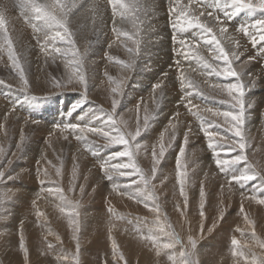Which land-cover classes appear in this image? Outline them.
Here are the masks:
<instances>
[{
  "label": "rangeland",
  "instance_id": "obj_1",
  "mask_svg": "<svg viewBox=\"0 0 264 264\" xmlns=\"http://www.w3.org/2000/svg\"><path fill=\"white\" fill-rule=\"evenodd\" d=\"M39 1L40 3H44V1L46 2L47 0H39ZM191 1L195 2L194 0ZM71 2H74L76 4V7L73 9L74 12L72 13L71 17L72 18L75 17V19L81 18L83 15L82 0H72ZM143 2L146 3V1L144 0H139V5L141 8L144 7L145 5ZM254 2H258V0H254ZM14 4H15V0H0V11H2L8 23L7 25L9 26V22H8L9 15L17 17V19L21 23V27L24 30L28 31L32 36L33 29L30 26V23H28L27 20H25V18L23 17L25 27L23 26L21 22L22 14L20 8L14 9ZM258 13L260 12L258 11ZM136 14H138L139 17L138 16L136 17L135 24L136 25L138 24L137 26L139 31L130 34H135L133 36L134 39L139 42V52L138 54H131L133 61H128L126 58H123L119 51L111 53L108 50V48H103V50L101 49L102 45L107 46V44H110L109 43L111 41L109 38L111 37L110 33L111 32L113 34L116 33L112 30L113 27L115 26L116 29L118 30L120 29L119 31H121L122 30L121 27H124L123 23L127 22L128 19L121 20L119 22L117 18H114L111 15L114 19L109 21L110 28H108L107 27L108 25L104 23L105 20H106L105 22L108 23L107 19L103 20L102 19L103 15L100 16V12H99V15L96 14V16L95 13L91 14L92 16L90 18L91 19L90 23L88 22L89 20L88 19L85 22L87 24L84 25V27L81 20L77 21V26L79 27V29L78 28L75 29L73 27V24L75 22H73L70 17L69 26L72 32L74 33L76 47L79 49L80 53L83 56L82 68L80 69V71L85 76L88 85L86 97L87 98L91 97L93 100H95L94 103L98 106V108H101V112H103L102 110H104L105 112V113L104 112L101 113L99 111L98 113H101V116L96 115L97 117L95 116L94 113L92 114V117L91 114L86 116L87 115L86 113L85 115V108L90 103L89 104L87 103L86 101L87 98L85 99L84 86L78 82L77 78L73 77L72 83H68L69 77L71 76L72 73V68L70 66H67L65 58L54 55L49 50L43 51L40 47V44H38L37 42V35H36L31 43L29 41L28 44L25 43V45H23V47L29 46L30 48L32 46L33 49L32 51H36L35 53L38 55V57L36 56L37 64H32L33 69L30 68L31 64L29 63L30 59L28 57V54L18 49L16 45L17 43L16 36L13 35V33L11 32L12 29L9 28L8 32L11 33L10 38L13 44V51L15 52L18 62L24 71L25 78L28 80V87L25 88L23 86V82L20 80L19 77L18 69H16L12 61L8 59L9 56H8L7 46L5 45L4 48H0V95L1 93H3V95L0 96V104L2 106L6 104L5 107L7 108L6 112L0 111L2 113L0 115V149H3V152H0V171H4L5 177H8L9 175H11L12 177V179L5 178L4 180H0V250L3 251L2 256H4V261H5V262L2 261L0 258V264H28L24 261L23 258L20 257V253L22 256L23 250L20 248L19 245L21 243L20 241L21 227H18L20 225L18 223L24 218V215L22 214V208L24 206L25 194H23V192L26 189H29L31 193L32 191L33 193H36L33 198L34 201L31 202V206H35L37 208V206L40 203H35V201L38 202L39 199V202H41L46 200V197H48L57 200L59 202V209H60L62 204L59 198L55 195H50L49 193L43 190L49 187L54 188L56 186L62 187L64 193L70 199H72L74 203L78 205V207H75L74 209H66L65 212H60L57 215L58 220L56 223L58 222L61 223L60 228H62L61 229L62 232H65L66 230L68 231L64 233L66 234L65 239H63L61 235L59 236L54 235L53 237L54 240H56V243L55 245H50L47 242H44V240L41 239L40 237L34 235L33 239L36 240L35 245L40 246L41 249V252H39L41 256L40 259L42 258V254L44 253L46 254L47 258L45 261L42 260L43 262L39 260V257L34 258L31 264H65L66 262H69V260H71L72 256L77 251L76 248L77 243L75 244L76 239L73 236L75 235L76 237H78L79 240L80 237H82L83 240H86L88 241V243H91V241H94L95 238L97 237L95 236L96 233L90 237L84 238L85 236L83 235L82 230L86 231L87 230L86 227H88L92 231H96L100 228L101 221H103L104 223L105 221H107L108 224H106V226L118 225L117 227L120 230L123 229L121 230L122 232L129 233V236L132 235L130 234V230H131V233H133L135 237L134 238L130 237L124 241V244L128 246L129 251L131 250V248L135 247L138 248L137 254H139L140 251L142 250L140 248V244L147 243L148 244L147 246L149 247L148 249L149 252L147 253L148 260L147 262H145L146 264H171V262L168 261L167 259L169 250L161 249L159 250L158 253L156 245L152 244L150 241L143 239L144 236L148 235V228H146L143 222L147 223L149 225L148 227L152 228L156 234L160 235L159 230L155 224L158 214L150 210V208L152 207L151 201L148 202L149 207H145L143 202H138L136 199L129 198L126 195L125 200L127 201V204L125 205L126 208L123 211L121 212L119 211L118 213H114L113 210L109 211L110 208L112 209L113 202L115 200L117 201L116 197L123 198V195L121 196L120 193V196H118L116 193L117 189H114V187L112 186L113 192L109 191L108 197H105L104 194L107 191L106 188L104 187L105 185H107L108 187V185L111 183L110 181H116V183L120 182L119 185L122 188H124L125 186H128L133 180L139 182V176L120 177L116 173H112L113 180H108L104 171L100 166L102 162L99 164L97 161L98 160L97 158L100 156L102 157V155H104L102 161L108 159L113 153L123 150V146L110 144L107 139H105L103 136L99 134L88 133L87 140L88 143H90V146L85 148V150H82L84 148V144L79 145V142L81 140L76 139V134L73 133L72 130L70 129L65 130L62 127H57V129L53 128L54 127L53 124L57 122L58 119L60 122L61 121L63 122L62 125L68 123H75V124L87 125L89 127H100V124L106 121L107 119L106 116L109 114V112L112 111L113 99H118L120 101L119 105L116 108V116L117 119H122L124 121V124L121 125L122 128H124L126 131H131L134 133L137 126V121L139 120L141 126V136L137 138V141L140 142L142 148L141 151L136 156V160L138 165L144 170V173L149 177H151L152 175L151 169L153 165V158L151 153L153 147H155L158 153L161 137H163V143L165 145V154L163 157H159L160 163L156 166L157 171L155 173V178L151 179V183L149 187L150 189L154 187L156 203L160 205V213H159L160 220L164 223L165 226L169 224L171 225V228L168 230L169 231L174 230L175 234L180 237V239L183 241V245L189 251H192L189 245V237H192L196 240L197 242L196 249L194 251V256L192 258L196 260V257L199 259L200 255H203L205 264H229L230 258H231L230 261H233V259L236 260L235 261L236 263H232V264H246V261L243 257H235L232 255L233 251L240 250L234 248V246L231 244V240L233 238L240 241L239 248H243V249L246 248V250H249L251 252H256L255 256L258 255L260 258L264 257V248L259 246L256 239L255 240L253 239V232L255 233V236L259 238V240L264 239V219L262 220L261 218L259 220L254 215H248L247 216L248 219L246 222L244 217L239 216L241 214L240 212L241 207L240 209L238 208L239 205H243L249 201H252V203H254L255 206L260 205L258 200L264 199V191L262 190V186H264V180L260 179L258 176L254 181L248 182L243 188H241L236 181L231 180L230 176H226L224 173H222L219 170L217 164L215 163V160L217 159L215 152L221 153L220 158H227L226 157L227 148L217 147L214 152L213 149L207 147L208 139L202 130L200 120L198 121V118L192 115L193 111H199L204 117H206L208 121V123H206L204 127H206V125L209 126V124H211L210 130L212 131L215 130L216 132L219 133V135L215 137L217 144L230 145L232 143V134L228 133L227 129L231 127V124L226 122L224 117L213 116L212 113L206 110L209 108L211 109L213 108L212 110L214 112L215 111L222 112L228 110L238 111V107L236 109L232 108V104H234L235 101L228 96L227 92L221 91L220 89H217L215 87V85H217L218 83L221 84L224 82L223 84H227L229 82L230 83L236 82V79L235 78L225 79L223 77H216L215 74H212L210 77L208 75L206 76L205 73L207 72V70L199 66V68H196V73L198 72L197 70H199L196 76L198 78L197 79L198 81L195 82L190 80L194 82L196 86H198V88L195 87V84L193 83L194 88H191L193 91L190 89L191 93L197 98L196 101L197 104H195V102L193 101H191V104H193L194 106L193 105L191 106L190 104H188V102H185L184 104V101H182L183 97L180 98V100L175 103L174 107L177 108V110L181 108L185 113H182L181 111H174L173 112L174 114L170 116V121L167 122L166 124L165 123L166 121L164 122L163 120L168 116L167 112L170 111V107L169 105L168 106L166 105V101L164 102V97H163V95L165 94L163 91L164 85L161 84V88L156 89L154 88L155 84L148 83V79L145 78L147 77L148 74L152 73L153 68L151 69V67H153L152 65H154V63H156L155 60L153 59L154 56L150 57L153 55L152 53L153 50H152V46L150 49L149 42L151 41L150 39L154 38V36L148 38L142 34L147 29V28L145 29V26L143 25V23L146 24L145 17L147 15H144L141 11H139ZM206 14L207 13L205 12V15ZM260 15L264 16V13H260ZM261 16L259 17V19L261 18ZM141 19L142 20L144 19L142 23H140ZM246 20L247 17L241 20L240 23L245 22ZM114 21L116 24H114ZM216 23L218 25L220 24L218 22ZM92 24H94V26ZM230 25L229 26L228 24L226 25L228 31L223 34L224 36L223 35L221 36V34L219 33H217V36L218 39H220L222 42H224L226 39L228 40L225 41L226 44L224 43L223 45L224 47L233 40L232 44L228 45L230 46L231 49L229 51L230 59L233 61L232 67L237 72L239 71L238 73L240 74V80L243 81L245 85V95L243 99L244 101L246 100L244 103L247 102L245 104V120L242 129L246 140V148L244 154L246 155L247 160L241 162L240 165L235 166L233 171L243 172L244 169L247 168L248 165L250 164L255 171L259 172L261 176H264V109H263L264 99L261 98L256 100L257 99L256 98L254 99L255 101L250 100L253 99L250 96L252 95L251 92H255V89L258 85H263L262 77L264 78V57H263L264 49L262 50V47L260 48V50L259 48H256V46L250 42L249 38L246 35L239 33L236 30V28H232ZM236 25L237 24H234V26ZM100 26H102L103 29L105 27V31ZM220 26L222 27L223 25L220 24ZM106 29L108 31H110L109 29H111V32H107ZM81 32L85 34L88 32L86 35H90V33L91 34L93 33L91 39H89V42L87 43V46L77 45V43L80 41ZM38 35L41 36V42H42V34H38ZM0 36H2L1 32H0ZM119 38L123 39L121 41L126 46V47L122 46L124 47V49H128V48L135 49L137 47L136 44H134L131 40L127 39L122 35L121 37L120 36L115 37L116 42L120 41ZM143 39L145 40L146 43H144ZM168 39H171L169 40V44L170 42L173 43L172 36H170ZM162 40H166L165 42L168 43L167 39L162 38L161 41ZM234 40L239 42V44L241 45L240 48L237 49V47L234 44ZM57 46L63 47V45L60 44L59 42ZM233 46L236 49H234ZM199 47H200V43H199ZM117 49L119 50V48ZM28 50L30 51L29 48ZM198 50H201V48L200 49L198 48ZM257 50L261 52H257ZM166 51H168V49ZM174 51L175 50H173V52ZM232 51H237L241 54L239 56V59L233 60L234 57L231 56ZM258 53L261 54L260 58H263V60L259 63V66H257L258 63L257 61L260 58H256L257 56L256 54ZM109 57H112L113 59L110 60ZM249 57H255V59L249 61ZM117 59L132 64V67L128 68L129 80H127L128 78L126 77V80L129 81L128 83L126 82V80L124 83H122L121 77L114 80L112 79L111 81L108 79L109 77H106L107 75L106 73H108V71L106 68L107 66L104 64H109L108 62L110 61L113 62L114 60L117 62ZM173 62L169 61V59H165L163 65L161 64L162 65L161 69L167 70V72H165L167 73V76H164L163 73H161L162 78L168 79L169 78L168 76L173 78L176 77V75L178 74L172 76V72H175V70L177 72H179V70L180 72H183V70L185 69V67H183L184 65L180 66L181 69L176 68L177 64L175 63L176 65H172L171 63ZM241 62H243L242 63L243 67L241 66V64H238ZM245 63L246 65H244ZM180 64H182V61H180ZM219 64L221 67L225 66L223 65V63L222 64L219 63ZM34 65H38V66H34ZM99 65H103V66L101 67ZM253 65H255V67ZM112 67L114 66L111 65V68ZM191 68L192 70L194 69L193 67ZM200 70H202L203 72ZM97 72L100 73L101 75L100 77H102V80H100V82H94L93 90H95V93L91 94L92 91H90V88L92 87V80L95 79V76L94 75L89 76V75ZM103 74L106 75L104 76ZM137 78H140L144 83L141 84L140 86L136 84L137 85L136 86L135 83L138 81ZM130 80L132 82H130ZM55 81H59L62 86L55 87L54 86ZM112 81H115L119 84V92H118L119 94L118 93L114 94L112 92V88L117 86V83H113ZM150 87L152 88V90H149L150 93L147 92V94L145 95L144 93H139V94L132 93L133 91H135L134 88L136 89L145 88L148 90ZM157 90H160L158 92V94L161 93L160 95L157 94L156 92ZM175 90H177V87L175 88ZM181 90L187 91V89L184 87H182ZM197 91H202L204 93V96L198 95ZM151 93L154 95H152ZM6 94H8L7 97ZM75 94H83L81 95V97L83 98L84 104L83 103L80 104L76 101L77 95ZM99 95L102 97V99H100L101 97ZM156 95L158 99H156V101L154 102L155 105L153 107L148 106L146 102L149 103V100L153 101L154 98H156L155 97ZM210 99L212 101L214 99L216 100V101L214 100L215 102L213 101L216 107L215 106L209 107V105L204 103L205 101L208 102ZM135 101L137 103H134ZM55 103L56 106L53 105ZM27 104L30 105L29 109L27 108L28 110L26 109ZM48 104L49 105L51 104L50 106L54 107L55 109L52 114L53 116L49 115L50 119H44L46 118V111H48L46 108V105ZM95 104H90V105H92L93 107ZM101 104L103 105L105 104L104 105L105 107L103 105L101 106ZM77 105L79 106L82 105L79 108V110L76 107ZM205 105H207L209 108L208 107L206 108ZM76 108H77L76 111L73 110ZM190 108L192 111L189 110ZM185 109L188 110L186 111ZM256 110L258 111L259 124L257 123L258 128H256V130L254 128L255 134L251 135L250 132L251 128H248L249 127L248 120L249 121L253 120V117L251 115L254 114V111ZM165 111L166 114H164ZM188 111L190 114L186 113ZM25 112H28L27 116L26 115L23 116ZM177 113L179 114V117L176 115ZM29 114H35V115L31 117ZM145 115H148L149 117L148 127L146 129L143 126L144 125L143 117ZM163 115L165 116L162 119ZM185 115L188 116L186 117ZM190 115L192 116L189 118ZM22 116H23L22 120L24 124H19L22 127L20 129L21 141L19 142L15 130L18 124L15 123L16 121L14 119H17V117L22 118ZM89 116L90 119H88ZM186 118L189 120H193V122H188ZM261 118L262 121L260 120ZM49 120H52L51 124L48 122ZM89 120H91V122ZM87 121H89V123ZM196 121H198L199 123ZM213 121L215 122L214 124L210 123ZM174 123L175 124L179 123L180 125L184 123L181 125L182 128H184L185 130L183 131L182 135H184V137L185 135H187L188 137L187 144L184 145L183 136L181 138L180 136L177 138L176 135L175 138H173V133L170 129L172 125H174ZM186 123L188 126L186 125ZM58 124L59 122H57L56 126H58ZM164 126L167 127V129L163 130V132L160 133L161 128L163 129ZM214 126L217 129L214 128ZM156 127H160L159 132H156L157 131ZM189 128L191 129L190 131ZM105 130L108 129L105 128ZM153 130H154V135L156 134L157 136L154 139V141L152 140V136H154L152 135ZM113 134L115 135V132H113ZM65 137H67V139H65ZM147 137H149L148 141H147ZM81 143H84V141H81ZM194 145H196V147L198 148L197 152L199 151L200 153L205 154L204 156L206 157V159L207 158L210 159L212 163L211 166L207 165L208 166L207 167L204 164L205 160H203V156L198 155V153L195 151L196 148H194L195 147ZM91 146L92 147L94 146L95 148H92ZM145 146H146V150H145ZM181 148H183L185 153L182 158L178 157V153ZM98 149L99 151H97ZM101 150H105L106 151L105 154H102ZM234 154L235 153H232V155ZM178 159L180 164L183 166L182 168H177ZM111 162L118 163V162H128V161L126 159H123L122 161V158H116ZM87 163H90L89 167L86 166ZM210 167H212V170L210 169ZM38 168L40 169L39 172L37 171ZM74 168H75V179L73 180ZM57 169H60L59 175L57 174ZM45 170L47 171V175H45ZM162 170L168 171L169 174L167 175V177H164ZM98 171H100L101 177ZM180 171L185 172L186 185L184 187H185V193L188 196L189 210H188V206H185L184 196L181 195L180 192V184H179ZM94 172H97L100 178L98 177L95 178L93 176L96 175ZM81 188H83V192H81ZM201 188H203L205 192L204 219H201L199 215ZM241 193L244 194L243 197L241 196ZM44 196H46L45 199L43 198ZM190 200L193 201V204L190 202ZM191 207L193 208L192 213L190 212ZM99 208L103 210L104 214L103 213L100 214L99 218L95 219L93 216L94 215L98 216L97 213L99 212ZM221 209H223L222 218H221ZM33 210L34 209H32V214H31V217H33V219L36 218L35 220H38L40 216L42 217V215L38 216V213H42L41 211L39 210L33 211ZM27 211H30V208H28ZM68 211H74L75 213H78V216L79 213L81 212L82 213L81 215L85 217L84 219V217H82L81 215L79 216L80 218L82 217L81 221L83 223H81L80 221L78 222L77 220L79 227L78 233L73 231V227L74 226L76 227L77 225L71 224L72 225L71 226L69 223L70 218L67 214ZM60 217L62 220L60 219ZM253 218L255 219L253 220ZM88 219H90L89 222ZM238 219H240L239 222H237ZM35 220H33L35 224L40 225ZM65 220L68 222H66ZM249 221L254 223V228H253V223H249ZM87 224L88 226H86ZM14 225L16 226L15 228L17 231H14ZM201 225L203 226V231H201ZM137 229H140V231H137ZM40 230L44 232L42 229ZM40 230L38 231V234ZM39 235L41 237H44V239L48 240V238L45 237L46 235L45 233L42 234L40 232ZM7 237L9 238L8 239L9 242L3 244V241L6 240ZM168 239H169L168 237H164L161 235L160 242L166 243L168 242ZM134 240H136L139 244L138 243L136 244ZM83 242L84 241H82V243ZM108 242H111V239ZM205 242H208L209 245L206 246L207 250L204 249L205 251L203 250L204 252H202L200 248H203L201 245ZM55 247L66 248L68 250L67 251L68 253L65 251H58L57 253L54 252L51 254V252L54 251L53 249H55ZM82 249H83L82 246H80L79 250ZM181 250L183 249L181 248L180 245H177L176 249L172 250L177 253V264H179V261L181 259L178 255L179 251ZM86 252L89 259H91L92 261H98V264H104V263L109 264V261L111 260H113V262L115 261V264H128L129 261V259L125 257L124 251L120 249L121 252L120 256L121 255L123 256V259H120V256L116 255V253L114 254L113 247L110 249V245L107 248L104 247V249L99 246L97 247V249H95V246H93L91 250H88ZM252 258L253 257H250L248 259H252ZM201 262L202 261H199V264H201Z\"/></svg>",
  "mask_w": 264,
  "mask_h": 264
},
{
  "label": "snow or ice",
  "instance_id": "obj_2",
  "mask_svg": "<svg viewBox=\"0 0 264 264\" xmlns=\"http://www.w3.org/2000/svg\"><path fill=\"white\" fill-rule=\"evenodd\" d=\"M112 5L113 17L119 15L123 18H131L133 24L135 25L136 13L141 11L140 5L133 2L131 4L126 3L125 0H110ZM198 5L201 7L198 13L192 11V2L190 0L188 5H181L176 7V5H180V0H175V4H173L170 0L169 3V16L170 23L169 27L173 32L172 40L175 44H178V50L174 51L175 55L183 57L185 61H195L197 65L202 67L203 69L209 70L205 74L211 76L215 74L216 77L227 78H235L236 82L227 83V84H217L215 87L220 89L221 91H226L228 96L235 101L232 104V108L236 109L238 107V111H213L212 109H207L206 111L212 113L213 116H222L225 121L231 124V127L227 129L228 133L232 134V143L230 145H218L215 137L219 135L218 132L210 130L211 124L209 127H204L206 123H208L206 117H204L199 111H193L192 115L196 116L201 123L202 130L205 136L208 139V147L215 149L217 147L227 148L226 157L220 158L221 153L215 152L217 157L215 163L217 164L219 170L224 173L226 176H230L231 180L236 181L241 188H243L248 182L254 181L258 176L260 179L264 180V176H261L259 172L255 171L253 167L249 164L247 168L244 169L243 172L233 171L235 166L241 164V162L246 161L247 157L244 154L246 148V140L243 132V124L245 120V103H244V95H245V85L240 80V74L232 67L233 61L230 59V53L225 49L222 45L221 40L217 38V33L214 32L213 27L209 26V24L201 21L200 17L205 16V12L207 9L211 8L212 11H207V17L214 19V21L225 25L219 28V33L223 35L228 31L226 22H230L240 16L241 13H248L251 15H255L258 11L260 13H264V0H258V2H254V0H197ZM18 6L20 8L21 14L25 15L30 13L31 15H27V22L30 23V26L33 29L35 34H42V42L41 36L37 35V42L40 44L42 50L51 49V53L54 55H59L66 60L67 66L72 68L71 76L69 77L68 83H72V78L75 77L78 79V82L84 86L85 89V99L87 93V81L85 76L80 71L82 68V60L83 56L80 53L79 49L76 47L74 33L70 29V17L73 13V9L76 7L74 2H65V0H51V2L40 3L38 0H18ZM119 9H123L122 11H118ZM146 10V9H145ZM217 13H221L218 15ZM127 14V15H126ZM115 24V21H114ZM0 30H2L3 34L0 36V48H4L7 46L9 59L12 61L14 67L19 71L20 80L23 82V86L25 88L28 87V80L25 78L24 71L20 66L17 56L13 51L12 40L8 35V30L5 26V19L2 11H0ZM236 30L246 35L250 42L253 45L258 43L261 46H264V18L255 19L254 21L241 22L236 25ZM113 31L116 32L117 36H124L127 39L131 40L134 44L137 45L135 49L128 48V52L130 54H138L139 52V42L134 39L133 34H130L127 31L121 32L118 29L113 27ZM179 35V39L177 36ZM203 42L205 47L209 50V52L214 53V61L222 62L225 66H220L219 63L209 62L208 59L205 58L204 55H201L199 52H194V48L198 46L199 42ZM58 42L63 45L57 46ZM234 44L237 48L241 47L238 41L234 40ZM231 56L235 59H239L240 53L237 51H232ZM109 59H113L109 57ZM255 57H249V61L254 60ZM117 63L122 67L131 68L132 64L127 63L125 61L117 60ZM177 65L180 64V61H175ZM164 76H167V73H163ZM111 81L112 78L109 77ZM113 83H117L112 81ZM187 86V88H193L194 85L192 81H185L183 76H181V86ZM55 87H61V83L59 81L54 82ZM198 88V86H195ZM154 88H161L160 83H156ZM112 92H119V84L117 83L116 87L112 88ZM199 95L204 96L202 91L198 92ZM186 95L190 96L191 93L187 92ZM120 101L118 99L112 100V111L107 115L106 121L100 127H89L87 125L68 123L63 125H58L57 127H62L65 130H72L73 133L76 134V139L84 141L88 143L87 134H99L103 136L105 139L109 141L110 144L113 145H121L123 146V150L117 151L113 153L108 159L103 160L101 163V168L104 171L108 180H113L112 173L118 174L120 177H133L139 176V182L133 180L128 186H125L121 191L122 195H127L129 198H134L138 202H143L145 207H149V201L152 202V207L150 210L156 212L157 218L155 224L159 230L160 235L156 234L153 229H148V235L144 236L143 239L150 241L152 244L156 245L158 253L159 250L165 249L169 250V254L167 256L168 261L171 264H177V253L172 251L176 249L177 245H180L183 250L179 251L178 255L181 258L179 264H199L198 260L193 259L194 251L196 249V240L192 237H189V245L192 251H189L184 245L183 241L180 239L178 235L175 234V231H169L171 225H164V223L160 220V205L156 203V197L154 194V187L150 189L151 179L155 178V173L157 171V165L160 163L159 157H163L165 154V145L163 143V137H161V142L159 144V152L157 153L155 147L152 150V158L153 165L151 169V177L147 176L144 173V170L138 165L136 156L141 151V144L137 141V138L141 136V126L139 120L137 121L136 129L133 132L126 131L121 127L124 124L122 119H117L116 116V108L119 105ZM189 104L191 101L189 100ZM187 106V105H186ZM76 107H79L77 105ZM198 107V106H196ZM75 110V109H73ZM191 111V108L189 109ZM178 116V113L176 114ZM148 115L143 117L144 128L148 127ZM214 124L215 122H211ZM107 128L108 130H105ZM172 128L175 129V125H172ZM191 129L189 128V131ZM115 132V135L113 134ZM173 138H175V134L173 133ZM67 139V137H65ZM187 135L184 137V144H187ZM146 150V146H145ZM0 152H3V149H0ZM232 153H235L232 155ZM183 148L180 149L178 153V157L182 158L184 156ZM116 158L126 159L128 162H118L112 163V160ZM10 163V161H9ZM51 163V162H49ZM183 166L180 164L179 159L177 161V168H182ZM39 172L40 169L38 168ZM251 173V174H249ZM57 174H60V169H57ZM45 175H47V171L45 170ZM12 179L11 175L5 177L4 171H0V180L4 179ZM75 179V168L73 169V180ZM43 183V182H42ZM179 184H180V192L181 195L184 196V204L187 206L188 196L185 193V172H179ZM142 185V186H141ZM114 189L120 190L121 186L117 183H113ZM50 195H55L61 201L62 206L60 207L61 212H65L66 209H74L78 207L74 203L72 199H70L65 193L62 187H49L47 189H43ZM262 190H264V186H262ZM81 192H83V188H81ZM243 193L241 196L243 197ZM204 198L205 192L203 188L200 190V212L199 215L201 219L205 218L204 212ZM258 202L260 204H264V199H259ZM109 211H112L110 208ZM241 211H243V207H241ZM69 223L73 225H77L74 227V232H79L77 217L78 213L74 211H68ZM38 215H43V213H38ZM223 215V209H221V218ZM245 219L247 220V216L245 215ZM249 223H253L249 221ZM254 228V223H253ZM140 231V229H137ZM201 231H203V226L201 225ZM161 235L164 237H168V242L161 243ZM253 238L257 240V243L260 247L264 248V241H260L259 238L255 237V233L253 232ZM77 241V253L79 252V239L76 237ZM231 244L234 248L239 249L240 241L233 238L231 240ZM20 248L23 250L25 259L28 256V249L24 242L23 233L21 230V243ZM118 246L116 245L115 240H113V251L114 254L117 250ZM235 257H243L246 261V264H264V257L257 258L255 253L252 254V259H248L244 256L242 250L233 251L232 253ZM120 259H123V256H120ZM76 264H79V258L77 255Z\"/></svg>",
  "mask_w": 264,
  "mask_h": 264
},
{
  "label": "bare ground",
  "instance_id": "obj_3",
  "mask_svg": "<svg viewBox=\"0 0 264 264\" xmlns=\"http://www.w3.org/2000/svg\"><path fill=\"white\" fill-rule=\"evenodd\" d=\"M39 1V0H38ZM66 1H68V2H71L72 0H65V2ZM134 1H136L135 3H137L138 5H139V0H134ZM144 1H146V3H144L143 5H144V7H142L141 8V12L144 14V15H147L146 17H145V22H146V24H144L143 23V25L145 26V29H146V31H144L142 34L144 35V36H146V37H148V38H151L152 36H154V38H155V35H156V38L154 39H150L151 41L149 42L150 43V49H151V46H152V53H153V55L152 56H150V57H153V59L155 60V62L156 63H154V65H152L153 67H151V69H152V73H150V74H148L147 75V77H145L146 79H148V83H154V84H156V83H160V84H163L164 85V88H163V91H164V95H163V97H164V102L166 101V105L168 106L169 105V107H170V111L169 112H167V117L166 118H164V122L167 124V122H169L170 121V116H172V114H174L173 112L174 111H181L182 113H185L181 108L179 109V110H177V108H175L174 106H175V103L177 102V101H179L180 100V98H182L183 97V100L182 101H184V104H185V102H188V104H189V100L190 101H193V102H195V104H197L196 103V101H197V98L191 93V91H190V89L191 88H187V86L185 85L184 86V88H186L187 89V91H185V90H181L182 89V86H181V77L180 76H183V78L185 79V81H188V80H192V81H195V82H197L198 80V78L196 77L197 76V74H198V72H199V70H197L198 72L196 73V68H199V65H197L196 64V62L195 61H185L184 59H183V57H181V56H178V55H175L174 54V52H173V50H178V48H179V46L177 45V44H175L174 42V44L173 43H171L170 42V44H169V40H171V39H168L170 36H172L173 34H171L170 32H171V29H170V27H169V23H170V16H169V4L167 3V1H169V0H144ZM195 2H196V4L198 5V3H197V0H194ZM40 2V1H39ZM46 2H51V0H47ZM45 1H44V3H46ZM189 2H190V0H182V3L180 4V5H176V7H179V6H181V5H188L189 4ZM192 2V1H191ZM194 2H192V4H193ZM85 7H84V6ZM142 5V6H143ZM19 6H18V4L17 3H15L14 4V9H16V8H18ZM82 8H83V15H82V17L81 18H77V19H75V17H71V19H72V21L73 22H75L74 24H73V27L75 28V29H79V27L77 26V21H79V20H81L82 21V24H83V27H84V25H86L87 23H85L88 19V22L90 23V21H91V14H94L95 13V16H96V14L97 15H99V12H100V16L101 15H103L102 16V19L104 20V19H107V21H108V23L107 22H105L104 21V23H106L108 26V28H110L109 27V21H111L112 19H114L112 16H111V13H110V11H109V9H108V7H107V5L106 4H104V3H99V0H82ZM105 8V9H104ZM107 9V12H106V14L104 13L105 12V10ZM146 9V10H145ZM192 11H195V12H199L200 10H202L201 9V7L200 8H198L197 6L196 7H192V9H191ZM122 11V10H121ZM168 11V12H167ZM207 11H212V9L211 8H209V9H207L206 10V13H207ZM73 12H74V10H73ZM166 12L168 13V15L166 16ZM10 13H12V12H10ZM85 13V14H84ZM165 13V14H164ZM163 14H164V17H163ZM218 15H221V17H222V14L221 13H217ZM140 15H142V14H140ZM138 16V14H136V17ZM206 16V17H205ZM205 16H201L200 17V19H201V21L202 22H204V23H207V24H209V26H211V27H213V30H214V32H216V33H219V28L221 27L220 26V24L218 25L217 23H216V21H214V19H212V18H207V14L205 15ZM261 15H260V13H256L255 15H251V14H248V13H241L240 14V16H238L236 19H234V20H232V21H230V22H226V25L228 24V26L230 25L232 28H236V26H234V24H238V23H240V21L241 20H243V19H245L246 17H247V20L245 21V22H252V21H254L255 20V18H257V19H259V17H260ZM139 17V16H138ZM95 18V17H94ZM115 18H117V20H119V22L121 21V20H126V19H128V21L127 22H124L123 24H124V27H121L122 28V30H121V32H124V31H127V32H129V33H134V32H136V31H139V29H138V24L136 25H134L133 24V22H132V20H131V18H121L119 15L117 16V17H115ZM143 18V17H142ZM261 18H264V16H261ZM97 20V19H96ZM142 21H144V19L142 20H140V23H142ZM8 22H9V28L10 29H12V33H13V35L14 36H16V41H17V43H16V45H17V47H18V49L19 50H21V51H24V52H26L27 54H28V57H29V59H30V61H29V63L31 64V66H30V68H32L33 69V65L32 64H37V59H36V56L38 57V55L35 53L36 51H32L33 49H32V46H31V48L28 46V47H23V45H25V43H27L28 44V42L30 41V43H31V40H32V36H31V34L28 32V31H26V30H24L22 27H21V23H20V21L17 19V17H14V16H12V15H9V18H8ZM99 23V22H98ZM136 23V22H135ZM139 23V22H138ZM97 24V23H96ZM102 24V23H101ZM116 24V23H115ZM93 26H94V24H92ZM117 25H118V22H117ZM116 25V26H117ZM103 26V25H102ZM102 26H100V27H102ZM133 26H134V28H133ZM144 26H143V28H144ZM224 26V25H223ZM97 27V26H96ZM116 28V27H115ZM230 28V27H229ZM94 29H96V28H94ZM102 29H103V27H102ZM231 29V28H230ZM98 30H99V28H98ZM104 31H105V27H104V29H103ZM110 31H108L107 29H106V31L107 32H111V29H109ZM113 30V29H112ZM120 30V29H119ZM96 31V30H95ZM101 31V30H100ZM103 31V32H104ZM88 33V32H87ZM86 33V34H87ZM101 33V32H100ZM139 33V32H138ZM141 33V32H140ZM85 33H83V32H81V37H80V41L77 43V45L78 46H80V45H85V46H87V43L89 42V39H91V37H92V34L90 33V35H86ZM111 34V37H109L110 38V44H107V46H101V49L103 50V48H108V50L111 52V53H113V52H120V54L122 55V57L123 58H126L128 61H133V59H132V56H131V54L130 53H128V51H127V49H124V47H126L125 45H124V43H122V41L121 40H123L122 38H119V40L120 41H118V42H116V39H115V37L117 36V34L116 33H110ZM109 34V35H110ZM170 34V35H169ZM220 34V33H219ZM228 34V33H227ZM231 34H232V32H231ZM103 35V34H102ZM133 35H135V34H133ZM139 35H141V34H139ZM222 36V35H221ZM224 36V35H223ZM226 36H228V35H226ZM230 36V35H229ZM104 37V36H103ZM106 37V36H105ZM121 37V36H120ZM140 37V36H139ZM143 37V36H142ZM234 37V36H233ZM233 37H232V39H233ZM241 37V36H240ZM167 39L168 40V43L167 42H165L166 40H162L161 41V39ZM217 38H218V36H217ZM236 38V37H235ZM146 39V38H145ZM226 39V38H225ZM114 40V41H113ZM140 40H141V38H140ZM144 40V39H143ZM227 40V39H226ZM225 40V41H226ZM15 41V42H16ZM127 41V40H126ZM125 41V42H126ZM153 41V42H152ZM225 41L224 42H222L223 44L222 45H224V43H225ZM228 41V40H227ZM233 41V40H232ZM232 41L231 42H229L227 45H225V47H226V49H227V51H230L231 49H230V46H228L229 44L231 45L232 44ZM246 41V40H245ZM124 42V41H123ZM144 43H146L145 42V40H144ZM200 43V47H199V44H198V46H197V48L195 47L193 50H195L194 52H199L201 55H204L205 56V58L206 59H208L209 61H211L212 63H217V62H215L214 61V53H211V52H209V50L205 47V45H204V43L201 41V42H199ZM127 44V43H126ZM226 44V43H225ZM167 45V46H166ZM234 45V44H233ZM111 46V47H110ZM122 46H124V47H122ZM247 46V45H246ZM256 46V48H259V50H260V48L262 47V50L264 49V46H261V44L260 43H258V44H256L255 45ZM203 47H204V49H203ZM234 47V46H233ZM28 48L30 49V51L28 50ZM100 48V47H99ZM98 48V49H99ZM117 48H119V50L117 49ZM168 49V51H166L167 49ZM198 48L200 49L201 48V50H198ZM240 48V47H239ZM122 49V50H121ZM149 49V50H150ZM197 49V50H196ZM233 49V48H232ZM234 49H236L235 47H234ZM238 49V48H237ZM49 51H51V49L49 48L48 49ZM100 50V49H99ZM259 50H257V52H261V51H259ZM43 51H45V50H43ZM149 52V51H148ZM168 52V53H167ZM242 52V51H241ZM263 52V51H262ZM247 53V52H246ZM264 53V52H263ZM148 54V53H147ZM259 54V55H258ZM258 54H256L257 56H256V58H260V53H258ZM241 55V54H240ZM247 55V54H246ZM57 56H59V55H57ZM110 56V55H109ZM149 56V55H148ZM264 57V56H263ZM241 58H243V57H241ZM9 59V58H8ZM39 59V58H38ZM165 59H169V61H171V62H173V63H171L172 65H176L175 64V61H177V60H179V61H182V64H180V65H177V67L176 68H180V66L181 65H184L183 67H185V71L183 70V72H180V70H179V72H177L176 70H175V72H172V76H175V74H178V75H176V77H170V76H168L169 78L168 79H164V78H162V76H161V73H165V72H167V70L166 69H161L162 68V65H163V63L165 62ZM10 60V59H9ZM118 60V59H117ZM147 60V59H146ZM152 60V59H151ZM233 60H235V58L233 59ZM43 61V60H42ZM115 61V60H114ZM108 62L109 64H104V65H106L107 67V71H108V73H106L105 75H106V77H111L113 80L114 79H118L119 77H121V82L122 83H124L125 82V80H126V77L128 78V68H125V67H122L120 64H118L116 61L115 62ZM168 61V60H167ZM166 61V62H167ZM141 62V61H140ZM139 62V63H140ZM146 62V61H145ZM154 62V61H153ZM258 63H257V66H259V63L261 62L260 60H258L257 61ZM219 63H221L222 64V62H219ZM243 62H241V63H238V64H241V66L243 67V64H242ZM263 63V62H262ZM43 64V63H42ZM96 64H97V62H96ZM141 64V63H140ZM162 64V65H161ZM168 64V63H167ZM169 64H170V62H169ZM251 64H254V63H251ZM38 65H41V64H38ZM38 65H34V66H38ZM111 65L112 66H114V67H112L111 68ZM147 65H149V64H147ZM244 65H246V63L244 64ZM250 65V64H249ZM99 66H103V65H99ZM133 66H134V64H133ZM170 66V65H169ZM254 67H255V65H253ZM262 66V65H261ZM159 67V68H158ZM191 67H193L194 69L193 70H195V71H193L192 70V68ZM239 67V66H238ZM175 68V69H176ZM181 69V68H180ZM252 69V68H251ZM153 70H155V71H153ZM105 71V70H104ZM161 71V72H160ZM200 71H202V70H200ZM208 71V70H207ZM203 72V71H202ZM239 72V71H238ZM69 73V72H68ZM103 73V72H102ZM205 73V72H204ZM200 74V73H199ZM253 74V73H252ZM95 76V79H93L92 80V87L90 88V91H92L91 92V94H93V93H95V90H93V86H94V82H100V80H102V77H100L101 75H100V73L99 72H97V73H94V74H90L89 76ZM104 75V74H103ZM104 75V76H105ZM170 75V74H169ZM201 75V74H200ZM204 75V74H203ZM255 75V74H254ZM69 76V75H68ZM117 76V77H116ZM123 76V77H122ZM207 76V75H206ZM251 76H253V75H251ZM116 77V78H115ZM201 77V76H200ZM210 77V76H209ZM247 77V76H246ZM212 78V77H211ZM251 78V77H250ZM254 78V77H253ZM260 78V77H259ZM109 79V78H108ZM138 79V81L135 83V85L136 84H138L139 86L141 85V84H143L144 82L140 79V78H137ZM196 79V80H195ZM242 79V78H241ZM246 79V78H245ZM257 79V78H256ZM127 80H129V78L127 79ZM126 80V82L128 83L129 81H127ZM202 80H204V79H202ZM213 80H214V77H213ZM222 80V79H221ZM225 80V79H224ZM223 80V81H224ZM154 81V82H153ZM231 81V80H230ZM233 81V80H232ZM246 81V80H245ZM249 81V80H248ZM251 81H254V80H251ZM258 81V80H257ZM256 81V82H257ZM130 82H132L131 80H130ZM220 82V81H219ZM243 82V81H242ZM247 82V81H246ZM192 83H194V82H192ZM224 83V82H223ZM223 83H221V84H223ZM230 83V82H229ZM195 84V83H194ZM193 84V85H194ZM202 84V83H201ZM219 84V83H218ZM262 84L263 85H258L257 87H256V89H255V92H251L250 90V92L252 93V95H250L251 96V98H253V99H250V100H254V99H256V100H258V99H264V78L262 77ZM130 85V84H129ZM257 85V84H256ZM137 86V85H136ZM195 86H196V84H195ZM211 86V85H210ZM252 86V85H251ZM153 87V86H152ZM177 87V90H175V88ZM194 88V87H193ZM204 88V87H203ZM207 88H208V86H207ZM133 89V88H132ZM247 89V88H246ZM253 89V88H252ZM134 90L135 91H133L132 93H134V94H139V93H144V95L145 94H147V92H149V90H152V88L150 87L148 90L147 89H145V88H142V89H136V88H134ZM192 90V89H191ZM124 91V90H123ZM160 90H157L156 92H157V94H158V92H159ZM193 91V90H192ZM196 91V90H195ZM203 91H204V89H203ZM254 91V90H253ZM5 92V91H4ZM187 92H190L191 93V95L190 96H188V95H186V93ZM197 92H199V91H197ZM150 93V92H149ZM119 94V93H118ZM152 94V93H151ZM161 94V93H160ZM160 94H158V95H160ZM3 95V93H1V95L0 96H2ZM12 95V94H11ZM10 95V96H11ZM75 95H77L76 96V101L78 102V103H80V104H84V102H83V98L81 97V95H83V94H75ZM152 95H154V94H152ZM151 95V96H152ZM197 95V94H196ZM199 95V94H198ZM211 95V94H210ZM8 96V94H6V97ZM100 96V95H99ZM151 96H149V97H151ZM101 97V96H100ZM145 97V96H144ZM143 97V98H144ZM154 97V96H153ZM156 98H154V100L152 101V100H149V103L148 102H146L147 104H148V106H150V107H153L154 105H155V101H156V99H158L157 98V95L155 96ZM208 97V96H207ZM203 98V97H202ZM248 98V97H247ZM100 99H102V97L100 98ZM152 99V98H151ZM204 99V98H203ZM202 99V100H203ZM148 100V99H147ZM200 100V99H199ZM215 100V99H214ZM213 100V101H214ZM87 103L89 104H95L94 103V101L95 100H93L91 97H89V98H87ZM89 101V102H88ZM139 101V100H138ZM159 101V100H158ZM201 101V100H200ZM211 99L208 101V102H204L205 104H207V105H209V107H214L215 106V104H214V102L216 101H214L213 102ZM246 101V100H245ZM244 101V102H245ZM255 101V100H254ZM145 102V101H144ZM252 102V101H251ZM251 102H249V103H251ZM134 103H137L136 101L134 102ZM153 103V104H152ZM247 103V102H246ZM245 103V104H246ZM262 103V102H261ZM87 105L86 106V108H85V115H86V113H87V115L86 116H88V115H90L91 114V117H92V114L94 113L95 114V116L96 115H100L101 116V113H103L104 112V110H102L103 112H101V108H98V106L95 104L93 107H92V105ZM133 104V103H132ZM187 104V105H188ZM203 104V103H202ZM220 104H222V103H220ZM51 105V104H50ZM49 104L48 105H46V108H47V110L48 111H46V118H44V119H50V116L53 114V111H54V107H52V106H50ZM54 106H56V103L55 104H53ZM98 105H100V104H98ZM103 104H101V106H102ZM105 105V104H104ZM103 105V106H104ZM191 106L193 105V104H190ZM207 105H205L206 106V108L208 107ZM219 105V104H218ZM256 105H258V104H256ZM6 106V104L4 105V106H2L1 104H0V111H3V112H6L7 111V108L5 107ZM82 105H80L79 107H77L78 108V110H79V108L81 107ZM157 106V105H156ZM183 106V105H182ZM189 106V105H188ZM187 106V107H188ZM194 106V105H193ZM205 106H203V107H205ZM29 107H30V105L29 104H27V106H26V109L28 108L29 109ZM105 107V106H104ZM107 107V106H106ZM185 107V106H184ZM190 107V106H189ZM201 107V106H200ZM208 107V108H209ZM216 107V106H215ZM220 107V106H219ZM258 107V106H257ZM260 107V106H259ZM77 108L75 109V111L77 110ZM186 108V107H185ZM193 108H195V107H193ZM226 108H227V106H226ZM263 108V107H262ZM10 109V108H9ZM27 109V110H28ZM33 109V108H32ZM106 109V108H105ZM108 109V108H107ZM138 109V108H137ZM211 109V108H210ZM213 109V108H212ZM219 109V108H218ZM261 109V108H260ZM264 109V108H263ZM110 110V109H109ZM186 110V109H185ZM188 110V109H187ZM186 110V111H187ZM194 110V109H193ZM225 110V109H224ZM252 110V109H251ZM101 112V113H98V112ZM192 111V110H191ZM229 111V110H228ZM180 112V113H181ZM204 112V111H203ZM76 113V112H75ZM105 113V112H104ZM109 113H111V112H109ZM186 113H189V111L188 112H186ZM2 113L0 112V115H1ZM27 114H28V112H25V114L23 115V116H27ZM108 114V113H107ZM121 114V113H120ZM119 114V115H120ZM160 114H162V113H160ZM164 114H166V111L164 112ZM190 114V113H189ZM31 117L33 116V115H35V114H29ZM50 115V116H49ZM247 115V114H246ZM254 115V116H253ZM262 115V114H261ZM260 115V116H261ZM18 116V115H17ZM20 116V115H19ZM23 116H22V118L21 117H17V119H14L15 121V123H17L18 124V126H17V128L15 129L16 130V134H17V137H18V141L20 142L21 141V136H20V129L22 128L19 124H24L23 123ZM53 116V115H52ZM106 116V115H105ZM165 115H163L162 116V119H163V117H164ZM186 116V115H185ZM188 116V115H187ZM186 116V117H187ZM192 115H190L189 116V118L191 117ZM248 116V115H247ZM252 117H253V120H251V121H249L248 120V128H251V135H253V134H255L254 133V128H255V130H256V128H258L257 127V125L259 124V120H258V111L256 110V111H254V114H252L251 115ZM13 117H15V116H13ZM97 117V116H96ZM107 117V116H106ZM178 117H179V114H178ZM87 118V117H86ZM181 118H182V116H181ZM26 119V118H25ZM88 119H90V116H89V118ZM96 119V118H95ZM102 119H103V117H102ZM180 119V118H179ZM178 119V120H179ZM187 119V118H186ZM186 119H184V120H186ZM87 120V119H86ZM101 120V119H100ZM105 120V119H104ZM119 120V119H118ZM137 120V119H136ZM188 120V122H193V120H189V119H187ZM261 121H262V118L260 119ZM90 122H91V120H89ZM89 121H87L88 123H89ZM198 121H199V119H198ZM198 121H196V122H198ZM50 124L52 123V120H49L48 121ZM57 122H59V124L60 125H62V121L60 122L59 121V119H58V121ZM57 122H53L54 124V129H57V126H56V124H57ZM86 122V123H87ZM93 122V121H92ZM97 122V121H96ZM96 122H94V123H96ZM181 122H183V121H181ZM187 122V121H186ZM104 123V122H103ZM103 123H99L100 124V126L103 124ZM195 123V122H194ZM199 123V122H198ZM211 123V122H210ZM258 123V124H257ZM58 124V125H59ZM182 124H184V123H182ZM181 124V125H182ZM189 124H191V123H189ZM193 124V123H192ZM92 125V124H91ZM155 125H158V124H155ZM174 125H175V129H173L172 127H171V131H172V133H174L175 134V136L177 135V138L180 136V138L183 136L184 137V135H182V133H183V131H185L184 130V128H182V126L178 123V124H175L174 123ZM186 125H187V123H186ZM185 125V126H186ZM96 126V125H95ZM170 126V125H169ZM184 126V125H183ZM188 126V125H187ZM186 126V127H187ZM193 126H195V125H193ZM205 126V125H204ZM186 127H185V129H186ZM206 127H209L208 125H206ZM160 127H156V129H157V131L156 132H159L160 131V129H159ZM192 128V127H191ZM214 128H216L215 126H214ZM165 129H167V127H163V129L161 128V131H160V133L161 132H163V130H165ZM188 129V128H187ZM195 129V128H194ZM213 129V128H212ZM217 129V128H216ZM169 130V129H168ZM197 130V129H196ZM200 131V130H199ZM213 131H215V130H213ZM222 131V130H221ZM196 132V131H195ZM159 133V134H160ZM194 133V132H193ZM197 133V132H196ZM152 135H154V130L152 131ZM151 135V136H152ZM255 136V135H254ZM157 136H156V134L154 135V136H152V140L154 141V139L156 138ZM252 138V137H251ZM148 139H149V137H147V141H148ZM260 141V140H259ZM82 144H84V148L82 149V150H85V148H87L88 146H90V143H81V141L79 142V145H82ZM185 145V144H184ZM196 145H198V144H196ZM196 145H194L195 147L194 148H196L195 149V151L197 152V150H198V148L196 147ZM92 147V146H91ZM199 147V146H198ZM201 147V146H200ZM208 147V146H207ZM92 148H95L94 146L92 147ZM97 151H99V149L97 150ZM102 151V154H105V150H101ZM198 153V155L199 156H203V160H205V162H204V164L207 166H211L212 165V163H211V161H210V159H206V157L204 156L205 154H203V153H200L199 151L197 152ZM103 156L104 155H102V157L100 156V157H98L97 159V161H98V163L100 164L101 162H102V159H103ZM106 157V156H105ZM107 158V157H106ZM211 158V157H210ZM215 159V158H214ZM106 160V159H105ZM173 160H174V158H173ZM176 161V160H175ZM216 161V160H215ZM184 162V161H183ZM214 163V162H213ZM89 164L90 163H87V165L86 166H88L89 167ZM101 166V165H100ZM207 166V167H208ZM210 169L212 170V167H210ZM99 172V174H100V171H98ZM162 172H163V175H164V177H167V175L169 174L168 173V171H164V170H162ZM96 175H93L95 178H100L101 177V174H100V177H99V174L97 173V172H94ZM103 178V177H102ZM117 178V177H116ZM224 180V179H223ZM111 183L108 185V187H107V185H105L104 187L106 188V193L104 194L105 195V197H108V194H109V191L110 192H113V183L115 182L116 183V181H110ZM117 184H120V182L119 183H117ZM185 185H186V183H185ZM123 190V188L121 187L120 188V190H117V195L118 196H120V193H121V191ZM264 191V190H263ZM253 193H255V192H253ZM23 194H25V197H24V206H23V208H22V214L24 215V218L18 223V224H20L18 227H21V230H22V233H23V238H24V242H25V244H26V246H27V249H28V256H27V259H25V255H24V252L22 251V256H21V253H20V257L21 258H23L24 259V261L26 262V263H28V264H31L32 262H33V260H34V258H38L39 257V260L40 261H42V260H46V254L44 253V252H42V253H44V254H42V258L40 259V253L39 252H41V249H40V246H38V245H35L36 244V240H34L33 238H34V235L35 236H37V237H40L41 239H43L44 240V242H47L48 244H50V245H55V243H56V240H54V235H61L62 236V238L63 239H65V235L66 234H64L65 232H62V228H60V226H61V223L60 222H58V223H56L57 222V215L61 212L60 211V209H59V202L57 201V200H55V199H51V198H48V197H46V196H44L43 198L45 199V197H46V200H47V203H46V200H44V201H41V202H39V199H38V202H36L35 201V203H40L38 206H37V208L35 207V206H31V202H33L34 200H33V198H34V196H35V194L36 193H33V191H32V193L29 191V189H26L24 192H23ZM39 194V193H38ZM121 196H122V194H121ZM125 196L126 195H123V198H118V197H116L117 198V201L115 200L114 202H113V204H112V210H113V212L114 213H118L119 211L121 212V211H123L126 207H125V205L127 204V201L125 200ZM191 196V195H190ZM42 197V196H41ZM41 199V198H40ZM190 199V198H189ZM48 200H51V201H48ZM105 200V199H104ZM49 202V203H48ZM52 202V203H51ZM190 202L193 204V201H191L190 200ZM105 203V202H104ZM111 204V203H110ZM187 206H188V210H189V202L187 203ZM243 206V211H240L241 212V214L239 215L240 217H244L245 218V215L246 216H248V215H254L255 217H257V219H261L262 218V220L264 219V204H260L259 206H255L254 205V203H252V201H249V202H247V203H245V204H243V205H239V209H240V207H242ZM33 207H35V208H33ZM28 208H30V211H27V209ZM32 209H34L33 211H35V210H39V211H41L42 213H43V215H42V217L40 216V215H38V216H40L39 218H38V220H35V219H33V217H31V214H32ZM241 210V209H240ZM192 211H193V208L191 207V210H190V212L192 213ZM80 212V211H79ZM103 213V210L101 209V208H99V212L97 213L98 214V216H96V215H94L93 217L95 218V219H98L99 218V215L100 214H102ZM82 213L80 212L79 213V216L81 215ZM104 214V213H103ZM37 215V214H36ZM111 215V214H110ZM34 216V215H33ZM66 216V215H65ZM77 217V220H78V222L80 221L81 223H83L82 221H81V218L82 217H84V216H82L81 218L80 217ZM59 217V216H58ZM67 218H68V216H67ZM80 218V219H79ZM86 218H87V216H86ZM60 219H61V217H60ZM84 219H85V217H84ZM255 218H253V220H254ZM33 220H35V221H37L40 225H37V224H35V222L33 221ZM62 220V219H61ZM239 220L240 219H238L237 220V222H239ZM246 220V219H245ZM66 221V220H65ZM90 221V219H88V222ZM142 221V220H141ZM66 222H68V221H66ZM143 222V221H142ZM246 222H247V220H246ZM22 223V224H21ZM144 224H145V226H146V228H150V227H148L149 225L147 224V223H145V222H143ZM16 224V223H15ZM106 224H108L107 223V221H105V223L103 222V221H101L100 222V228L98 229V230H96V231H92L90 228H88V227H86L87 228V230L85 231V230H82L83 231V235L85 236L84 238H87V237H90V236H92V235H94L95 233V236H97L96 238H95V240L94 241H91V243H88V241H86V240H83V238L82 237H80V242H79V247L80 246H82V250H79V252L77 253V251L75 252V254L72 256V258H71V260H69V262H66L65 264H76V258H77V255H78V258H79V264H98V261H92L91 259H89V257H88V255H87V252L86 251H88V250H91L92 249V247L93 246H95V249H97V247L99 246V247H102L103 249H104V247H108L109 245H110V249L113 247V240H115V242H116V245L118 246V248H117V250H116V255H118V256H120V254H121V252H120V249L122 250V251H124V254H125V257L126 258H128L129 259V261H128V264H146L145 262H147V260H148V249H149V247L147 246L148 244L147 243H143V244H140V248L142 249L141 251H140V253L139 254H137L138 252H137V249L138 248H135V247H133V248H131V250L129 251V248H128V246L126 245V244H124V241L125 240H127L128 238H134L135 236H134V234L133 233H131V230H130V234H132V235H130L129 236V233H124V232H122L121 230H123V229H119L117 226L118 225H116V226H110V225H108L109 226V228H108V226H106ZM17 225V224H16ZM71 225V224H70ZM64 226V225H63ZM69 226V225H68ZM72 226V225H71ZM86 226H88V224L86 225ZM16 226L14 225V231H17L16 230V228H15ZM75 227V226H74ZM74 227H73V229H74ZM104 227H105V229H104ZM20 229V228H19ZM40 229H42L44 232H42ZM66 229V228H65ZM69 229V228H68ZM70 229H72V228H70ZM107 229V230H106ZM152 229V228H151ZM40 230V232L43 234V233H45L46 235H45V237L46 238H48V240L47 239H44V237H41L39 234H40V232H39V234H38V231ZM64 231V230H63ZM107 231H108V233H107ZM68 232V231H67ZM76 234V233H75ZM82 234V233H81ZM106 234H108V235H106ZM44 236V235H43ZM78 236V235H77ZM73 237H75V239H76V236L74 235ZM255 237H257V236H255ZM81 238H82V240H81ZM258 238V237H257ZM9 238L7 237L6 238V240H4L3 241V244H5V243H7V242H9V240H8ZM111 239V242H108L109 240ZM254 239V238H253ZM255 240V239H254ZM21 241V240H20ZM82 241H84L83 243H84V245H83V243H82ZM135 242H136V244L138 243L136 240H134ZM260 241H264V239L263 240H260ZM77 243V241H75V244ZM16 244V243H15ZM139 244V243H138ZM206 244V245H205ZM20 245V244H19ZM49 245V246H50ZM209 245V243L208 242H205V243H203L201 246L203 247V248H200L201 250H202V252H204L205 250H207V247L206 246H208ZM6 246H8V245H6ZM10 246H12V245H10ZM120 247V248H119ZM243 247H244V245H243ZM77 248V247H76ZM205 249V250H204ZM240 250H242L243 251V253H244V256H246L247 258H250V257H252V254L253 253H256V252H251V251H249V250H246V248H239ZM54 251H52L51 252V254L52 253H54V252H58V251H65V252H67L68 250L66 249V248H60V247H55V249H53ZM204 250V251H203ZM68 253V252H67ZM2 254H3V251L2 250H0V258H1V260L2 261H4V256H2ZM200 255V254H199ZM71 256V255H70ZM256 257L257 258H260L258 255H256ZM88 260H89V263H88ZM196 260H198V261H202L201 262V264H203L204 263V256L203 255H200V258L198 259L197 257H196ZM231 260V258L229 259V264H232V263H236L235 261L236 260H234L233 259V261H230ZM5 262V261H4ZM43 262V261H42ZM105 264V263H104ZM108 264V263H107ZM109 264H115V261L113 262V260H111V261H109ZM205 264V263H204Z\"/></svg>",
  "mask_w": 264,
  "mask_h": 264
}]
</instances>
